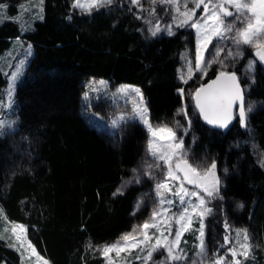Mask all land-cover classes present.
<instances>
[{"label":"trees","instance_id":"16d2710c","mask_svg":"<svg viewBox=\"0 0 264 264\" xmlns=\"http://www.w3.org/2000/svg\"><path fill=\"white\" fill-rule=\"evenodd\" d=\"M30 4L0 0V117L11 86L7 121L13 122L0 136V225L8 220L25 225L28 238L50 264H104L97 246L129 230L142 212L133 213L139 185L113 193L131 175L148 134L137 120L116 128L97 126L83 111L85 80L105 77L111 84L135 83L150 121L184 122L186 117L177 111L183 101L178 66L182 50L194 49V35L179 29L146 37L129 0H116L91 15L73 9L72 0ZM28 48L29 60L13 81L19 57ZM244 63L245 58L240 59L230 72L239 75ZM219 73L213 64L201 84ZM246 83L247 96L256 102L248 114L249 129L239 120L225 129L214 127L189 109L185 142L193 136V154L218 159L216 168L223 174L213 213L206 217L209 253L221 255L230 247L224 244L227 216L229 222L245 225L252 237L255 247L245 264H264V167L246 142L254 141L264 160L260 61ZM92 108L104 116L116 111L106 97ZM1 232L0 264H21L20 253L8 246L0 226Z\"/></svg>","mask_w":264,"mask_h":264},{"label":"snow or ice","instance_id":"6c2138e0","mask_svg":"<svg viewBox=\"0 0 264 264\" xmlns=\"http://www.w3.org/2000/svg\"><path fill=\"white\" fill-rule=\"evenodd\" d=\"M152 4L160 3L169 5L168 11L174 12L173 23L178 27L189 25L196 30L197 33V49L195 70L206 71L205 65L219 62L217 60L220 53L224 51L222 47H216L213 54V59L206 60L204 53L209 49V45L216 41L229 40L235 46V51L229 50L227 52L228 58L240 57L243 53L240 50L241 45H246L255 49V56L260 62L264 63V0H191L192 7H189L188 0H150ZM114 0H72V8L79 9L82 14L91 15L94 10L98 11L101 8L110 7ZM130 3L137 5L141 9L143 6L140 0H130ZM43 4V0H40ZM3 7V6H0ZM203 7L201 18L194 20L196 16V9ZM183 9V10H181ZM42 11V8H41ZM155 9H151L150 14H154ZM43 19L41 15L39 17ZM71 17H69L70 19ZM140 19L141 17H137ZM2 22V21H0ZM149 23H151L149 21ZM164 30L168 35H172V25H168ZM161 31L159 21L154 27L149 28L151 36H156ZM30 47V46H29ZM23 64V61L20 62ZM248 71L254 69V62L249 61L247 66ZM193 72L191 62H189L188 73L189 78ZM19 74V66L17 71L12 73V80L14 81ZM184 79L183 75L180 77ZM186 82V81H185ZM103 84L104 82H99ZM220 85L219 87H213ZM11 88V86H10ZM131 89L136 97H139V104L134 106V113L140 118L144 125L148 128L150 139L148 141V152L165 164H168L167 177L172 180L178 179L176 172L171 167L173 157L180 154L181 157L186 155L183 150V137H177L175 131L165 126L153 127L147 119V108L142 107L143 96L139 88L131 86H121L119 91L124 92ZM96 89L93 88V91ZM178 92L183 95V89H178ZM89 95L84 93L85 98ZM9 106L11 103L12 91L8 92ZM196 107L200 111V115L210 125L225 129L233 119L232 104L236 101L240 102L239 121L241 127H247V114L252 111V106L247 109L243 103V90L240 87L238 78L235 73H228L221 71L216 80L212 81L207 86L197 88L194 94ZM179 113H187L184 109H178ZM119 120H124V116L118 117ZM113 126H116L117 120H113ZM179 124V122H177ZM13 127V122L6 121L0 118V136H3ZM187 131V130H185ZM157 139L163 140L164 144H157ZM159 149L164 151L158 152ZM178 162L176 168L184 172V179L187 183L195 185L202 190V193L196 191H189L184 188L183 183L172 192L169 183L166 181L157 183L155 191L159 197V204L154 208L149 219L140 225H134L132 230L122 236L116 242L100 247V254L105 258L106 264H116L120 259L125 260V264H132V260L128 259L133 252L137 253L135 260L141 261V264H149L152 260L153 254L158 251L166 253L167 264L172 262L184 261L189 259L188 254L180 247L181 238L185 231L191 230L193 220H198L200 228L198 229V244L195 245L196 251L193 254L191 264H245L254 250L252 237L249 235L247 229L235 230L236 236L241 237L242 240H237L234 246L229 247L227 255L213 254L211 258L208 256L207 246L205 244V218L212 215L213 209L208 207L212 199L219 196V178L216 176V162L213 161L210 166L202 170H198L187 162V160ZM261 166L264 167V160L261 161ZM159 167V165H156ZM151 169L152 165H148ZM136 172V169H133ZM146 175H151V172H146ZM137 183L139 180L137 179ZM131 183V181L129 182ZM124 186L117 188L113 196L123 194ZM170 192L176 196L181 204V210L177 213L168 215L170 208L164 207V204L172 205L173 200H166L164 193ZM191 197H196V201L192 202ZM143 203L142 200L137 202V208ZM186 205V206H185ZM2 211V210H0ZM173 222L176 228L173 229ZM225 230H230V225L227 221L224 224ZM154 229L155 231H150ZM7 231V229H5ZM4 239L0 235V240ZM154 241V242H153ZM224 244H233L230 236H224ZM9 247L14 248L21 254V264H24V259L35 258L37 264H49L47 260L41 257L35 247L27 240V228L23 224H11V231L9 236ZM115 253V258H113ZM146 253V254H144ZM230 257V259H229ZM165 264V262H161Z\"/></svg>","mask_w":264,"mask_h":264},{"label":"rangeland","instance_id":"374dc122","mask_svg":"<svg viewBox=\"0 0 264 264\" xmlns=\"http://www.w3.org/2000/svg\"><path fill=\"white\" fill-rule=\"evenodd\" d=\"M39 1L40 0H28V2L31 3L30 5H32V4L36 5L39 3ZM114 1H116V0H114ZM183 2H184V0H181V4H183ZM140 3L143 6V9H141L137 5H134V6L136 8L138 16L141 17V20L143 21L140 29L146 37H154V36H151V34L149 33V28L154 27L157 21H159V24L161 26V31L156 36L161 35V34H167V31L164 29L168 25H172V32L173 33L178 31L179 29H183L186 31L191 30L193 35H194V49L191 50V48L188 46L187 48L182 50V52L180 54V64L178 66V78L182 84V87L180 89H183V95H182L183 101H182L181 108H183L184 112L187 113V117L185 118L186 120L184 122H181L182 119H180L177 121V122H179V124H177V122H176V124H174V125H169V124H166L163 122H152V121H150V118L148 115V110H147V119L154 128L166 125L167 127H170L175 131L176 136L178 138L183 137V150L182 151L184 153H186V155L181 157L180 154H177V156L173 157V159L170 163H171L172 169L176 172L178 179L172 180L171 178H168L167 177V171H168L169 165L165 164L162 160H159L156 157L152 156L148 152L147 145H148V141L150 139V133L148 131V128L144 125V123L140 120V118L135 115V113L133 111L134 106L139 104V97H136L135 93L132 92L131 89H128L127 91H124V92L119 91V89H121V86H131L133 88H139L141 91L140 86L135 84V83L111 84L110 80L108 78H105V77H90V78H87L85 80V90L82 92L81 97H82V101H83V111L86 115H89L91 117L90 120L96 122L97 126L109 127V128H116L118 125L124 124L125 122H129L131 120H137L147 130V134H148V137H147V140L145 143L144 151H143L139 161L132 168L131 175L123 178L120 181V183L118 184V186L116 187V190H117V188H120L122 186H124V189H126L131 184L139 185L141 189H140V193L137 197V200L134 204L133 213L136 215V214H140L141 210H142V212H141L139 218L137 217V219L134 221V223L132 224V227L129 230L122 232L117 237V239H115L114 241H111L108 243H102V244L98 245L97 246L98 250L103 245L112 244V243L116 242L117 240H119V238L122 236V234L130 232L134 225H140L144 221L149 219L153 209L157 208V206L159 204L160 198L157 197L156 191H155V186L157 183L164 182L167 180V182L169 183V185L172 189V192H175L176 189L180 186V184L183 183L184 188L188 189L189 191H196L198 193L203 194L201 189L197 188L193 184L187 183V180L184 179V172L179 171L176 168V164L178 162H180L181 166H183L182 161L187 160V162L189 164H191L193 167H196L198 170H202V169L206 168L207 166H210L211 163L213 162V159H207L202 154H199V155L193 154V152L191 151V143H192L191 141H193V136L190 137V139H189L190 143L189 144H186V142H185L186 136L190 132V118L188 116L189 109L190 110L192 109V111L194 112V116L196 115V113H199V115H200V111L196 107V101L194 99L195 91L197 88H200V86L202 85L201 84L202 80L204 79V77L207 74V70L213 64H216L217 71H219V72L225 71V72L230 73V71L232 70L231 66L234 65L235 63L239 62L240 59L245 58L243 71H242V73L237 75V78H238V82L240 84V87L243 90V103H244L245 108L247 109L248 106H252V110H253L256 106V102L247 96L248 87L246 86V84H247L246 79L252 78V74H253V70H254L253 69L251 72L248 71L247 66L249 64V61H253L254 66H255V63L257 61H259V59L255 56V49L254 48L246 46V45H241L240 50L242 51L243 54L240 57H236L233 59V58L227 57V52L229 50L235 51V46L232 44V42L229 40H224V41L214 40L213 43L209 45V49L205 51L204 58L206 60L213 59V54L215 52L216 47H222L224 49V51H222L220 53L219 57H217L216 59L218 61L222 60V61H224V63L221 64L219 62H215V63H212L211 65H205L206 71H196L195 70L196 49H197V33H196V30L191 28L189 25H185L184 27H178L176 24H174L173 23V16L175 15V13L168 11L169 5L160 4V3L152 4L150 2V0H140ZM188 4H189V7L193 6L191 0H188ZM157 6H161L162 8L161 9L157 8ZM153 8L155 9L154 14H150L151 9H153ZM76 10L80 11L79 9H76ZM181 10H183V9H181ZM202 12H203V7L197 8L196 9V16L194 17V20L200 19ZM149 21L151 23H149ZM29 57H30V48H28L26 51L22 52V54L19 57V64L17 63V66H19V72L21 71V67H23L22 65H24L29 60ZM21 61H23V64L20 63ZM189 62H191V66L193 67V72L191 73L190 78H189V73H188ZM17 66H16V69L14 70L15 72L17 71ZM182 75H183L184 79L180 78ZM242 79L244 82H242ZM101 81H103L104 83L103 84L99 83ZM93 88H95L96 90L93 91ZM10 90L12 91V88H10V89L7 88V104H6L7 109L0 117L6 121L8 120L9 109H10L9 96H8V92ZM85 92L89 93L87 98H85V96H84ZM141 94H142V91H141ZM142 96H143V94H142ZM104 97L109 98L111 100L112 104L116 106L115 113L110 115V116L101 115V114L97 113L95 110H93V108H92L93 103H95L98 99L104 98ZM11 99H12V97H11ZM142 107H146L144 97H143ZM239 108H240V102L238 103L234 113L232 114L233 115L232 121L239 120ZM180 114L185 117L184 113H180ZM248 114H247V122H248ZM120 116H124V120H119L118 117H120ZM200 118L203 119V117L201 115H200ZM113 120H117L116 126H113V123H112ZM211 126H214V125H211ZM214 127H216V126H214ZM244 128L249 129L248 124H247V127H244ZM185 130H187V131H185ZM156 142H157V144H161V145L165 143L163 140H160V139H157ZM246 142L247 143L250 142V144L253 146V148L255 149L256 155L258 156V159L261 163V161L263 160L262 153L257 148L254 141L247 140ZM163 151H164L163 149L158 150V152L161 154ZM148 165H152V168L149 169ZM156 165H159V167H156ZM133 169H136V172H133ZM217 170L219 171L218 172V178L220 181V185H219V189H220L223 186V174H220L219 168H217ZM146 172H151V175L150 176L146 175L145 174ZM137 179L139 180L138 183L136 182ZM130 181H131V183H129ZM164 198L166 200L170 199V200L174 201V203L172 205L164 204V207L170 208V212L168 213L169 216H171L172 213H177L178 211L181 210L182 206L180 204L179 199L176 196L172 195V193L165 192ZM190 199L192 202L196 201V197H191ZM216 199L217 198L212 199L210 201V203L208 204V207L212 208L213 206H215L216 205L215 204ZM139 200H142L143 203L139 206V208H137V202ZM225 221H227L228 224L230 225V230H228L226 232V235L231 237L233 244H228V245H230V247H232V246H234L235 242L238 239L242 240V236L241 237L236 236L235 230L247 229V227L245 225L237 223L235 221L229 222L227 216L225 217ZM204 222H205V237H204V239H205V244H206V218H205ZM12 223L21 224L18 222H13V221L8 220L7 223L0 225L3 229H7V231H6L7 235L6 236H7L8 241H9ZM172 227H173V229L176 228V225L174 222L172 224ZM199 228H200V224H199L198 220H193V222L191 224V230L185 231L182 235V238H181L180 247L188 254L189 259L184 260V261L172 262V264H191L193 254L196 251L195 245L198 244L197 236L199 234L198 233ZM150 231L154 232L155 230L152 229ZM1 234H2V232H1ZM2 235L5 236L4 234H2ZM27 240L30 241L28 236H27ZM31 244L33 245L32 242H31ZM206 246H207V244H206ZM207 251H208L209 258H211L212 256L209 253L208 246H207ZM36 252L41 257H43L45 260H47L49 262V260L47 258H45L43 255H41L37 250H36ZM136 254L137 253L133 252L132 255L130 257H128V259H131L132 262L137 261L134 259ZM144 254H146V253H144ZM227 254L228 253L226 250H225V252L221 253V255H227ZM112 255H113V258H115V253H113ZM20 256H21V254H20ZM165 258H166V253H164L163 251H158V252L153 254L152 260L149 262V264H161V262H165V264H167ZM229 259H230V257H229ZM137 262L141 263V261H137ZM24 264H37V262H36L34 257L32 259H28L26 256L24 259ZM104 264H106L105 258H104ZM116 264H125V260L120 259L116 262Z\"/></svg>","mask_w":264,"mask_h":264},{"label":"water","instance_id":"95a60500","mask_svg":"<svg viewBox=\"0 0 264 264\" xmlns=\"http://www.w3.org/2000/svg\"><path fill=\"white\" fill-rule=\"evenodd\" d=\"M261 63H262V62H261ZM262 64H263V66H264V63H262ZM230 73H235V72L232 71V72H230ZM217 76H218V74H216L215 76L211 77V78L208 79L206 82H204L200 87L209 85L212 81H215V80H216ZM219 86H220V85H214L213 87L215 88V87H219ZM238 103H239V101H236V102H234V103L232 104V108H231L232 114L234 113V111H235V109H236ZM217 161H218V159L215 160L216 163H217ZM215 172H216V176L218 177V171H217V169H215Z\"/></svg>","mask_w":264,"mask_h":264},{"label":"flooded vegetation","instance_id":"af4514ba","mask_svg":"<svg viewBox=\"0 0 264 264\" xmlns=\"http://www.w3.org/2000/svg\"><path fill=\"white\" fill-rule=\"evenodd\" d=\"M217 169V168H216ZM218 171V170H217Z\"/></svg>","mask_w":264,"mask_h":264}]
</instances>
